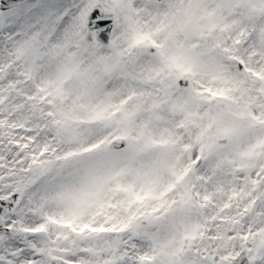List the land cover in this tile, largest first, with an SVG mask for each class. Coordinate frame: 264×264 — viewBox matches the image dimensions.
I'll use <instances>...</instances> for the list:
<instances>
[{
    "label": "snow or ice",
    "instance_id": "6c2138e0",
    "mask_svg": "<svg viewBox=\"0 0 264 264\" xmlns=\"http://www.w3.org/2000/svg\"><path fill=\"white\" fill-rule=\"evenodd\" d=\"M0 264H264V0H0Z\"/></svg>",
    "mask_w": 264,
    "mask_h": 264
}]
</instances>
